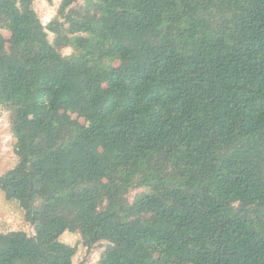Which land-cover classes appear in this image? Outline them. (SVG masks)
<instances>
[{
  "label": "trees",
  "instance_id": "trees-1",
  "mask_svg": "<svg viewBox=\"0 0 264 264\" xmlns=\"http://www.w3.org/2000/svg\"><path fill=\"white\" fill-rule=\"evenodd\" d=\"M0 107V264H264V0H0Z\"/></svg>",
  "mask_w": 264,
  "mask_h": 264
},
{
  "label": "rangeland",
  "instance_id": "rangeland-1",
  "mask_svg": "<svg viewBox=\"0 0 264 264\" xmlns=\"http://www.w3.org/2000/svg\"><path fill=\"white\" fill-rule=\"evenodd\" d=\"M61 1L62 0H60V3ZM49 2H51V0H49ZM58 8L56 14L58 12ZM36 10L39 14V9L36 8ZM3 32L6 36H9L10 34L8 30H4ZM5 112V109L0 107V117H3V119H0V172L14 166L17 160L14 149L16 140L10 132L8 113L6 112L7 116L5 117ZM73 117H76V115ZM8 229H24L28 232H33V228L24 220L23 213L19 209L16 202H9L5 200L2 192L0 191V230ZM61 239L68 244L78 246V252L74 258V264H97L100 259V255L104 250V243H100L94 249L89 251L88 248L83 245L80 236L70 232L64 233Z\"/></svg>",
  "mask_w": 264,
  "mask_h": 264
},
{
  "label": "clouds",
  "instance_id": "clouds-1",
  "mask_svg": "<svg viewBox=\"0 0 264 264\" xmlns=\"http://www.w3.org/2000/svg\"><path fill=\"white\" fill-rule=\"evenodd\" d=\"M34 5L37 9H39V19L42 25H47L51 19L56 15L57 8L59 7L60 0H33ZM67 11V9L65 10ZM53 33L48 32L49 39L53 37ZM71 51L70 48H66L63 50L64 54H68ZM4 116H7V113H4ZM3 119V117H0Z\"/></svg>",
  "mask_w": 264,
  "mask_h": 264
}]
</instances>
